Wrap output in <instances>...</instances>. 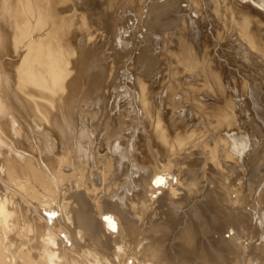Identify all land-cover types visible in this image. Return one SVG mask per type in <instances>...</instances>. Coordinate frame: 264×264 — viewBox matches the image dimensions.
Here are the masks:
<instances>
[{"label": "bare ground", "instance_id": "6f19581e", "mask_svg": "<svg viewBox=\"0 0 264 264\" xmlns=\"http://www.w3.org/2000/svg\"><path fill=\"white\" fill-rule=\"evenodd\" d=\"M77 1L80 2L81 0ZM77 1L0 0V264H246L244 263V261L247 262L248 252L246 253V251L242 247V244L239 243V237L242 236V234L246 230L248 231L251 229V226H253L251 223L255 222L257 217L255 218V212L251 211V209L250 211L252 213L247 212L246 209L243 210L245 206L243 207L241 205H238L239 203L237 204V201L239 200L238 198L235 197V199L232 197L233 201L230 200L231 197H229V194L231 191L229 192V190L222 189L224 186L221 188V184L224 181H219V179L217 180L215 178L219 177L221 179H225V175L227 173L225 174L223 171L233 165L230 161L234 159V149L237 146L240 148L241 146L244 147L243 143H241L242 141L248 142V146H246V142L244 143L246 148L249 146L251 147V150H247L250 151L249 153L251 160L257 158L260 155L258 153L259 151L257 149L256 142L254 143L256 144V147H254V144H252L250 140L247 141V139L245 138V136H247L249 133L250 127H248L249 130L247 129L248 133L245 131V136L243 133L240 134L243 137L240 135H238L237 137V135H235L236 133H233L235 130L233 126L237 123L235 120H238L236 119L238 114L237 109H239L240 111L241 107L236 108V106H239L237 105L238 103L234 101L235 98L233 99L232 96H230L229 91H231V89H229V86L235 87L233 88V90L235 89L238 93H244V91H240V88L244 87L243 85L245 83L241 85L238 82V84H236V79H233L234 77L232 78L234 81H226L227 78L229 79L232 77H229L228 75H226L228 76L226 80L222 81V72H219L218 69L212 66L215 65V62L213 61L216 60H212V65L211 63H209V56H207L208 52H206L205 54H202L201 52H195L196 50H193L194 48H192V45H182L180 43L182 41H179V44L181 45L180 49H176L179 51H173L175 53L177 52L176 55L175 53H172L179 60L177 58H174V56L172 58H174V60L177 59L180 63V67L182 66V68L179 69V67H177L176 69L178 71H175H177V73H192V75H195L196 79H190V81L187 80L186 82L185 79L189 78V76L191 75H189L188 77L186 76L187 78H181V76L179 78L178 75L180 73L178 75L176 73L177 76L174 75V77H171V79L169 80L166 77V80L168 81L162 82L169 92L168 94L166 91H164L165 93H167V95L165 96V100H167L168 96L169 98L173 97L174 95L175 97H177L176 92L178 93L182 90L184 94L182 92L181 93L184 95V100L185 98H187L192 101L193 105L191 107H194V109L197 110L198 116L202 113H204V115L208 113L209 117L211 116L210 118H213L214 120V122H212L209 118L210 122H212L209 125L211 129L210 127H208V131H210L213 136H208L206 132L203 131V128H205L206 126H202L203 130L200 131L199 128L201 126L199 125L203 124H200L201 122H199V124L197 123V126L199 127L195 125L196 123H192L195 125L194 128L193 126H189L188 128L186 126H183L182 128V120H178L180 121L181 125L178 124V121L175 122V120L178 119L177 117L181 115L179 114L180 112H176L175 107L172 109L175 110V115L177 113L179 114L177 117L174 115V112L171 113L173 110H171V112H167L169 110L167 108L168 110L166 111V114L171 113L175 116L173 117L175 120H170L169 118H171L172 115L169 114V116H171L169 118L166 117V115L162 112L163 110L161 106L153 103V97L157 95L155 91H153V88H156L154 87L155 82L158 83V80L160 79L157 78V81L156 79H153V81V76H150L152 77L150 78L151 80H149L148 78L150 72L153 71V68H158L155 67L156 59L158 57H156V59L152 57V53L150 52L151 49L149 50L151 54H149V52L147 53L148 49L145 47L141 48L142 50L140 49V53L138 51V57L136 56L137 60L135 56L133 57L136 60L135 66L137 65V68H139V64L141 68V72H139L140 70H138L140 74L138 75L137 73L136 79H134L135 86L138 91H136L135 89L134 92L136 93V95L132 93L133 96L135 95V101L137 102L134 101L135 104L131 102V105H125L127 107H131H126L124 111H121V105H115V108L118 109V113H115L113 110V105L116 103L111 104V102H114L121 96L123 97L124 94L123 92H121L123 95L121 94V96H119L118 98L115 97L116 99L114 98L115 100H112L110 102L112 96H110L109 94L111 93L108 94V92H106V88H108L109 82L108 79L107 81L105 79L103 80L104 75H107V73H105L107 72V70L105 69L106 66L104 64L105 60L102 58L104 60L102 61L100 58H97L99 57L100 53L98 54L97 52H95L96 50H93V48L88 45L89 42H87L88 44L86 43V41L89 39L85 38L86 34L84 36L81 35L80 37H78H83L82 40L80 39L81 43L76 41L77 44L80 43V49L76 47V50L73 49V44L71 45V41L69 42V40L73 39L74 37L71 36L72 38L69 39L71 27L76 24L73 23V19L75 18L74 16H76V18L77 16H81L80 20L83 26H86L88 22H90L88 21L86 24V21L88 20L87 18L89 17L87 16L85 18L84 12L83 14H81L82 11H79L80 8ZM147 1L149 2L151 0ZM159 1L160 0H156L155 2L152 1V3H150L147 7V12L144 18V23H146L145 25L147 27H155V25L161 23L166 9L173 4L175 5L176 3H179L177 2V0H164L161 2ZM215 1V4H217L218 7H226L227 1L224 0V3L222 2L223 0H220L222 6L218 4L220 3L219 0ZM231 1L232 0H230V2ZM243 1L241 2L243 3ZM246 1L245 4L251 2L253 3V5L256 4L264 10V0ZM113 2L115 3V0H113ZM113 2L110 4H113ZM127 2L125 1L124 4L126 5ZM137 2L138 4H140V0H137ZM212 2L214 1L212 0ZM235 2L233 3L232 1L231 3H233L235 6L236 4H238ZM237 2H239V0ZM134 4L131 3L130 7L131 5L134 6ZM195 4L197 5V1L195 2ZM223 4H225V6H223ZM91 5L92 4H89L88 6L90 7ZM106 5H108L109 7V4ZM119 5H117V7ZM214 5L212 6L214 7ZM242 5L243 4H241V6ZM100 6H102V4ZM217 6L215 5L216 8L214 7V11L218 15V18L222 19L224 15H222L221 13L223 11L221 12V9H219ZM241 6L238 5L239 8H241ZM130 7L124 8L130 9ZM213 7L212 13L214 12ZM238 7L236 8L235 6L234 10L236 11ZM82 8L83 7H81V9ZM229 8L231 9V6H227L226 9L224 8V11L229 12ZM244 8H247V6ZM251 8L253 7L251 6ZM88 9L90 11V8ZM106 10L108 11V9ZM123 10L125 9H122V11ZM251 10L253 11V9ZM251 10H249L247 13L250 12L249 14H251ZM256 10L260 9L256 8L254 12ZM132 11L133 10L131 9L130 13L135 12ZM230 11L232 12V10ZM100 12L103 14L104 10L103 12ZM114 14L116 15V12ZM230 14L231 13H229V15ZM257 14L261 13L259 12ZM126 15L127 14H125L124 17L127 18ZM248 15L245 14L241 16L242 18L239 20L235 19V17H232L235 15H232L230 16L232 18H229L227 13V19H229V22L231 21V25L227 22L230 25V28H228L229 26H227V32L229 34H232L231 37L239 43V46H246V48L244 47L246 51H243L246 54L245 57L249 54H252L256 55V57L259 59H263L264 61V41H262L259 34L255 31L253 32L251 28V23L253 22L252 20H256L251 19L253 17V14L251 18L250 15ZM262 15L264 16L263 12ZM131 16V19H133V16L135 17V15L133 14ZM137 17H135V19H138ZM142 17L139 18L141 19ZM166 17H168V15ZM146 18H148V20H146ZM140 19L138 20L140 21ZM99 20H101V18H99ZM134 21L136 22L137 20ZM225 21H223L224 24H226ZM259 21L262 22V20ZM122 22L123 21H121L120 24L118 22L116 23L121 26L123 23H127L128 21L123 23ZM220 22L221 21H218L216 24H218L219 26ZM130 23L127 24V27ZM257 23H255L256 26H259V24ZM76 25L79 26L80 24L78 25L77 23ZM129 26L131 27V24ZM262 26H264V24L261 25V28L259 26V28L263 29L264 27L262 28ZM86 28L85 30H87ZM94 29H96L95 31L102 30V28ZM215 29L217 31L216 27ZM222 29L220 30L226 32V29ZM107 30L110 29L107 28ZM130 30L132 31V29ZM124 31H126V27ZM260 31L264 32L262 30ZM121 32L117 33V35H114L116 33H113V31L110 32L112 33V35H114L113 38L117 36L118 41L120 42L117 43V46H120L121 43L122 45L123 43L126 44V42L124 41L125 37L123 38V33ZM143 32L145 33V31ZM218 34L219 33H217V35ZM93 35L94 34H92V36L90 37H93ZM221 35L223 34L221 33ZM105 36L107 37V35ZM108 36H111V34ZM132 37H134L135 39V36L132 35L131 38ZM188 37L186 38L189 39ZM197 37L199 38L196 39V42L197 44H200H198V47L201 48V39L203 40V38H200L199 35ZM220 37L222 38L223 36ZM231 37L229 36V38ZM94 39H96L95 35ZM94 39H92L91 41L93 42ZM223 39L225 38L223 37ZM183 40L186 41L185 39ZM205 40H207V37L205 38ZM96 41L101 40H99L98 38L96 39ZM190 41L188 40V42ZM114 42V44H116V41ZM212 42L210 44H212ZM228 42H230L231 44L230 39ZM109 43H111V41L107 44ZM134 44L135 45H132L133 48L134 46L136 47L135 42ZM140 44L142 43L140 42ZM145 44L146 43H144V45ZM91 45L95 46L96 44ZM124 46L125 48L127 47L126 45H123V47ZM196 46L197 45H195V47ZM206 46L204 47L205 51L207 50L205 49ZM214 47L215 46H213V48ZM120 48L122 49V46H120L119 49ZM127 48L126 51L128 50ZM114 49L110 51L112 52ZM208 49L210 51L212 50L210 49V47ZM218 49L216 50L219 51ZM97 51L100 52L99 50ZM107 51H105L104 53H106ZM225 51L227 50L225 49ZM225 51L223 52L227 53ZM127 52L125 54H128ZM214 53L215 51L213 52V54ZM231 53L235 54V51ZM101 55L103 54L101 53ZM218 55L220 54L218 53ZM242 55L243 53L241 54V56ZM250 55L248 56V58L250 57ZM210 56H212V53ZM107 58L106 60L109 59ZM112 58H110L111 61L115 57L113 59ZM215 58L216 57H214V59ZM222 59H220L219 61H221ZM234 59L236 58L234 57ZM251 59H248L249 62H254V60ZM158 60L159 59H157V61ZM223 60H225V58ZM111 61L110 63H112ZM123 61H125L124 58ZM176 61L175 64L172 62L174 66H176V64L178 63H176ZM263 61L262 63L264 64ZM129 62L130 61L127 62L128 64L126 63L128 66L124 64L123 65L129 67ZM159 62L157 63L159 64ZM167 62H170L171 65V61ZM122 63L121 67H123ZM259 63L261 64V62ZM217 64L219 65V63ZM106 65H110L111 67L113 66V68H115L112 64ZM177 65L179 66V64ZM245 65L247 66V64ZM255 65L256 64L254 63V66ZM263 66L260 67L263 68ZM130 68L132 70L133 67ZM255 68L257 67L255 66ZM122 69L123 68H121V70ZM136 69H134L135 72ZM163 69L168 70V67ZM174 69L175 67L171 70ZM245 69L249 70L250 68L249 66H247V68L245 67ZM117 70L116 72H118ZM234 70L235 69L230 72L235 73L237 69L235 70V72H233ZM113 71L114 73H112L115 74L116 72L114 69ZM158 71L159 70H157L156 72ZM162 71L166 72L164 70H161V72ZM239 71H237V75L240 74ZM259 71L261 73L264 70ZM133 74H131V76H134ZM156 74L158 75L160 73ZM127 75L125 74L124 76ZM235 75L236 74H234V76ZM240 75L242 76V74ZM256 75L255 78H258L256 77ZM260 75L261 74H259L258 76L261 77L262 75ZM109 76L112 78L113 75ZM119 76L122 75L119 74ZM161 76H163V73ZM110 77L109 80L111 79ZM163 77L165 78V76ZM191 78L194 79L193 77ZM249 78L246 80L244 78L242 80L249 81ZM119 79H117V81ZM239 80L240 78L238 79V81ZM242 80L240 81L242 82ZM111 81H113V79H111ZM127 81H130L129 78ZM251 81L254 82L253 80ZM261 81L262 84H264V81ZM225 83L227 84V86ZM131 84H134V82L132 81L130 85ZM159 84L157 85L159 86ZM251 85L253 84L251 83ZM248 86L249 85H247L246 87L248 88ZM253 86V89H255V85ZM109 87H111V83ZM119 87L121 86L118 85V89ZM260 87V89H262L261 85ZM115 88V91H117V87ZM162 88L163 86L161 85V88L157 89ZM260 89L258 88L257 90ZM121 90H123V87L121 88ZM262 91H264V87ZM262 91L260 90L261 93ZM126 92L128 93V91ZM203 92L206 93L204 94ZM256 92L257 91H255V94L257 95ZM127 93L126 95L129 97L131 93ZM247 93L249 94V91ZM261 93H258V95L261 96ZM114 94L116 95L115 92ZM161 95L158 94L157 97H160ZM200 95H203L202 98L206 96V98H208V95H210L215 99H212L213 102L210 105L207 103V105L204 102V99V101H202V98L200 100ZM234 95L235 94H233V96ZM236 95L239 94L236 93ZM243 95H245V93ZM109 97H111V99ZM162 97L164 96L162 95ZM162 97L161 99H158V101L161 100L163 102L162 99L164 98ZM178 97L180 98V96ZM210 98H208V102ZM245 98L248 97L246 96L244 97V99ZM174 100L172 103H175ZM186 100L184 102L187 103ZM190 100L188 101V104ZM250 101L248 102L250 103ZM120 102L121 101L118 100V104ZM164 102L166 103L167 101ZM160 105H162V103ZM205 105L208 107H206ZM181 108L185 109V107ZM187 108H189V106H187ZM252 108L254 110L256 109L255 104L252 105L250 109ZM250 109L248 110L250 111ZM185 111L187 112V109ZM243 111H245V109ZM191 113V111H188L187 115ZM195 115L192 116L195 117ZM188 116L190 117L191 115ZM121 117L126 120L128 119L129 121H127L126 124H122L124 123L122 121L126 120H121L122 123H120L119 118ZM204 117L201 118L203 119ZM237 118H240V116H238ZM254 119L256 121V118ZM191 120L189 123H191ZM204 121L206 120L204 119ZM207 121L209 122V120ZM247 122H250L249 119ZM185 125H187V123ZM205 125L207 124L205 123ZM231 126L232 128H230V130L233 132L227 133V131H225V128L229 129V127ZM235 126L237 127V125ZM240 127H242V125H240L239 128ZM243 127L245 128V126ZM222 129L223 131H225V134H227H224L225 137L221 134L223 133L220 131ZM260 129L261 127L259 128V132L262 131ZM127 130L129 132L125 133ZM205 134L207 135L206 138H209L211 136L210 138H212L213 142L210 143L208 139L204 138L206 136ZM229 137H231L232 139L230 138V140ZM255 137L258 136L256 135ZM262 138L263 137L260 138V142ZM240 143L242 145H239ZM220 144L222 145V148L220 147ZM219 148H221L222 150ZM197 150H199L200 153ZM220 150L222 151L220 155H224V158L222 157V159L220 158L221 156H218V152H220ZM137 151L140 152V154H138ZM195 153L201 154L202 157H207V160L209 157V160L213 162V164L211 163L210 167L208 166V163L210 162H204L205 167H207L208 171H210L207 172L209 173V175H211L212 181L210 179H207L208 181L210 180L211 183L209 181L210 184H207L208 186L205 188L203 186V188L201 189L200 187H202V183L204 181L202 183H198V177L202 175H199L200 171H198V168L194 167V165L197 164L195 161L198 158V156L197 158L194 156L196 155ZM206 153L208 154V156L206 155ZM243 153L241 155H243ZM187 154L190 155L186 156ZM182 155L184 157L186 156L187 158H184V160L183 158H181ZM190 156L195 158V160L192 158V160H190L188 158ZM202 159L199 158L198 160L201 161ZM228 160L230 162H228L229 166L226 163ZM201 162L203 163V160ZM205 167L203 166V168ZM205 170L203 169V172ZM205 173H203V175ZM208 176H206L205 179ZM240 178L241 177H239V179ZM194 179H196L198 182ZM243 179H245V177H243ZM197 189L201 193L199 191L197 193ZM238 193L239 192H235V194H237L236 196H238ZM243 197L245 196L243 195ZM261 197H259L260 200H258V205H260L261 201H264L263 199H261ZM246 200H249V198ZM250 204L251 202L248 205ZM256 204L257 203H255V205ZM183 205L186 206L185 214L181 209L179 210V208H181ZM240 206L242 208H240ZM154 210L158 213L160 212L161 216L163 217H165L166 215L167 219H165V221L161 224L152 222L151 220L155 219V217L151 218L149 217V215L152 214ZM226 223L230 226L226 227ZM231 227L236 228L238 232V235L233 238L231 237V234L226 235V233H229L230 230L234 231V228ZM249 227L250 229H247ZM259 228L261 229V226ZM259 228H256L257 232L262 231V229L259 230ZM215 231L220 233V235L217 234L218 237H215ZM253 231L255 232V229ZM210 235L213 236L211 238H206ZM243 243L245 242L243 241ZM250 248L252 251L253 247ZM257 250L259 252V249ZM251 251H249L250 255L248 254L250 258L251 256L255 257V254L258 253L257 251L256 253H254L255 251ZM251 253H253L254 255H252ZM256 257L259 258L258 254ZM258 263L261 264L260 262Z\"/></svg>", "mask_w": 264, "mask_h": 264}, {"label": "rangeland", "instance_id": "374dc122", "mask_svg": "<svg viewBox=\"0 0 264 264\" xmlns=\"http://www.w3.org/2000/svg\"><path fill=\"white\" fill-rule=\"evenodd\" d=\"M75 1V0H74ZM77 1V0H76ZM90 1H94V0H81L80 2L79 1H77L79 4V11L81 10L82 11V13L81 14H83V12H84V15H85V18L88 16L89 18H87L86 20V24H87V22L88 21H90L91 22V24H90V22H88V24L86 25V26H83L82 24H81V16L80 17H78L77 16V18H76V16H74L75 18L73 19V23H78V25L79 26H81V27H79V26H77L76 24H74V26L73 27H71V30H70V33H69V39L70 38H72L71 36H74L73 37V39H74V42H73V39H70L69 40V42L71 41V45H72V47H73V49H75L76 50V48H78V49H80V47L81 46H79V44L81 43V40H82V38L83 37H81V38H78V37H80L81 35L82 36H84L85 34V38H92V39H94V35H95V38L96 39H98L99 38V40H101V41H96V39H94V43L91 41L92 39H86L87 41H86V43L87 42H89V46L90 47H92L93 48V50H96L95 52H97L98 54H99V57H97V58H100L102 61H104V64H105V69L107 70V72H105V73H107V75H104V78H103V80L105 79L106 81H107V79H108V88H106L107 89V91L106 92H108V94L109 93H111V94H109L110 96H112V99H111V97H109L111 100H110V102L113 100H115L116 98H118L119 96H121V92H123V97L121 96L119 99H116L114 102H111V104H114V103H116V104H114L113 106H114V108H113V110H114V112L116 113L117 112V108H115V105H121V107H120V109H121V111H124V109L127 107V106H125V105H131L132 103L133 104H135L134 103V101L136 100V97H135V95H136V93L134 92L135 91V89H136V86H135V80L134 79H136V76H137V73H138V75L140 74L139 72H141V68H140V66H139V64H138V67L139 68H137V65L135 66V64H136V60H137V58H136V56L138 57V54L140 53V51L142 50L141 48H147L148 50H147V53L149 52V50H150V52L152 53H150L149 52V54H151V56L152 57H154L155 59H156V57H158L157 59H159L158 61H157V59H156V64H155V67H158V68H153V73L152 72H150V74H152V75H150L149 74V80H151L150 78H152V77H150V76H153V78H152V80L154 79H156V81L158 80L157 78H159L160 80H158L159 82H160V84H159V82L157 83V82H155V86L154 87H156V88H153V91H155V93L158 95H163L164 97H162V95L159 97H157V95H155L154 97H153V103L154 104H156V105H158V106H161V108H162V112L166 115V117H170L171 115H172V117L171 118H169L170 120H175L173 117H177L179 114H181L179 117H177L178 119L177 120H175V122L176 121H178V120H182L181 121V123H182V128H183V126H186L187 128L189 127V126H193V128L195 127V125L197 126L198 124H199V122H201L200 124H202V125H199V126H201L199 129H200V131L201 130H203V131H205L206 132V134L209 136V135H211V136H213V134H211L210 133V131H208L209 129H208V127H210L209 125H210V123H212V122H214V120H213V118H210L209 117V115H208V113L207 114H205L204 115V113H200L201 115H197V110L196 109H194V107H191L192 105H193V103H192V101L190 100V99H187V98H185V100L187 101V103L186 102H184L185 100H184V93H183V91L181 90H178V91H180V92H176V96L177 97H175V95L173 96V97H170L169 98V96L167 97V100H165L166 98H165V96L167 95V93L169 94V92H168V89H166V87H165V85H163L164 83H162V82H166V81H168L169 79H171V77H174V75L175 76H177L179 73V75H178V77L180 78V76H181V78H187L189 75H191V76H189V78H187V79H185L186 80V82H187V80L188 81H190V79L191 80H195L196 78H195V75L193 74L192 75V73L190 74H188V73H185V72H178L177 73V67H179V69L180 68H182V66L180 67V63L178 62V58L176 57V56H174V54H172V53H175V52H173V51H179V50H176V49H180V44H179V41H182V42H180L182 45L183 44H189V45H192L193 47L192 48H194L193 50L195 51V52H201L202 54H205L206 52H208L207 53V56H209L208 58H209V60L211 61H209V63H211V65H212V63L213 62H215L214 64L215 65H212L213 67H215L216 69H218L219 70V72H222L221 74H222V81L223 80H226V78L229 76V77H231V78H227V80L226 81H231V80H233V79H236V84H238V82L242 85V84H244L243 86L245 87H242L240 84V86L242 87V88H240V91L242 90V91H244V93H245V95L246 94H248L247 92L249 91V94L248 95H246L248 98H245L244 99V97H246L245 95H243L244 93L243 92H240V93H238L235 89V91L233 90V88H235V87H232V86H229V89H231V91H229L230 92V96H232V98L234 99V101L235 102H237L236 104L239 106V107H237L236 106V108H240V111H239V109H237V112H238V114H237V117L238 116H240V118H237L236 117V119H238L239 121L240 120H242L243 121V124H242V121H238V120H235L237 123H239L240 125H242V127H240L239 128V124H237L236 122V124L235 125H237V127L235 126H233V128L235 129L234 130V132L233 131H231L230 130V128H232V126L231 127H229V129L228 128H225L224 130L225 131H227V133H236L235 135H237V137H238V135H240V134H244L245 133V131L248 133V131H247V129H248V127H250L248 130H249V133H248V137L247 136H245V134H244V136H245V138L247 139V141L248 140H250L251 142H252V144H254L255 142H256V144H254L253 146L254 147H256L257 146V149H258V153L260 154H258L259 156L257 157V158H255V159H253V160H251V157H250V151H247V150H251V147L249 146V147H247L246 148V146H248V142H246V146H245V142H241V143H243V145H244V147H245V149H244V147L243 146H241V148L240 147H236L235 149H234V159H232L230 162H231V164H233V165H231V167L230 168H227L225 171H223L225 174V179H221V178H219V177H215L217 180L219 179V181H221V180H223L222 182L224 183H220L221 184V188L222 189H225V190H229V192H230V194H229V197H231L230 198V200H232L233 201V199H232V197L233 198H238L239 200L237 201V204L238 205H241V206H245L244 208H243V210H247V212H250V213H252L251 211H253V212H255V218H256V223L255 222H252L251 224L253 225V226H251V229H250V227L249 228H247V229H250V230H246L243 234L245 235H243L242 234V236H240L239 238H240V240H239V243L240 244H242V247L244 248V250L246 251V253H247V262L246 261H244V263H246V264H257L258 262H260L261 264H264V257H263V253H264V231H263V228H264V201H261L260 202V205H258V200H260V198L259 197H261L262 195V197H261V199H263L264 200V91H262L263 90V87H264V84H262V81L261 80H263L264 81V71H262L261 73H260V71L259 70H264V64L262 63V61H263V59H259V58H257L256 57V55H250V57L252 58H248V56L249 55H247L246 57H245V49H244V47L246 48V46H239V43L235 40V39H233L232 37H231V33L229 34L227 31H228V29H227V26H229L228 28H230V25H231V21L229 22V19H227V17L229 16V18H232V17H235V19H241L242 17L241 16H243V15H245V14H249V13H247L249 10H251V9H253V11L251 10V14H249L250 15V18L252 17V14H253V17L251 18V19H256V20H252L253 22L251 23V28H252V30H253V32L255 31L256 33H258L259 34V36H260V38L262 39V41H264V37H262V36H264V32H261L260 30H262V31H264V26H262V28L263 29H260L261 28V25H263L264 24V16L262 15V12L264 13V10L262 9V8H260L259 6H257L256 4V6L255 5H253V3H251V2H249V3H246L245 4V1H243V0H239V2H237L238 0H236V2H235V0H232L233 1V3L235 2V3H238V4H236L235 6H236V8L238 7V5L239 6H241V4H243L242 6H241V8H239L238 7V9H236V11L234 10V8H235V6H234V4L233 3H231L230 2V0L228 1V0H225V1H227L226 2V7H218L217 6V4H215V0H213L214 2H212V0H177V2H179V3H176L175 5L173 4L172 6H170V7H168L167 9H166V12H165V15H164V17H162V22L161 23H159V24H157V25H155V27H147L145 24L146 23H144V21H145V14H146V12H147V7H148V5L150 4V3H152V1H156V0H151V1H147V0H140V4H141V6H140V4H138V2H137V0H134V1H130V0H128V2H127V0H118V2H117V0H115V3L113 2V0H111V2H110V0H100V3L102 4V6H100L101 4L99 3V0L98 1H94L93 3L92 2H90ZM105 1V2H104ZM122 1V2H121ZM126 1L127 2V4L125 5L124 4V2ZM161 1H164V0H160L159 2H161ZM173 1V0H172ZM171 1V2H172ZM181 1V2H180ZM197 1V5L195 4V2ZM199 1V2H198ZM209 3H208V2ZM222 1V0H221ZM241 1H243V3L241 2ZM83 2H84V4H83ZM87 2H89V3H87ZM104 2V3H103ZM107 2V3H106ZM113 2V4H110V3H112ZM116 2H117V4H116ZM120 2H121V4H120ZM134 2H135V4H134ZM174 2H176V1H174ZM203 2V3H202ZM219 2H220V0H219ZM222 2H224V0L222 1ZM247 2V1H246ZM86 3V4H85ZM109 4V7H108V5H106V4ZM132 3V4H134V6L133 5H131V7H130V4ZM147 5H146V4ZM198 3H199V6H198ZM217 3H218V1H217ZM225 3V2H224ZM81 4V5H80ZM89 4H92L90 7L88 6ZM99 4V5H98ZM104 4H105V6L107 7H105L104 6ZM120 4V5H119ZM183 4V5H182ZM219 8V9H221V14L222 15H224L223 17H222V19H223V21H225V19H226V24H224V22L222 21V19H219L218 18V15L216 14V12L214 11L215 10V5ZM219 5H221L222 6V3L220 2V3H218ZM249 4H250V6H249ZM98 5V6H97ZM117 5H119L118 7H117ZM121 5H122V7H121ZM125 5V6H124ZM146 5V6H145ZM182 5V6H181ZM212 5H214V7L212 6ZM85 6V7H84ZM104 6V7H103ZM111 6V7H110ZM113 6V7H112ZM116 6V7H115ZM130 7V9H126V8H129ZM144 6V7H143ZM197 6H198V8H197ZM223 6H225V4H223ZM227 6H231V9L230 10H232V12L229 10V12H226V11H224V8L226 9L227 8ZM247 6V8H244V7H246ZM249 6V7H248ZM251 6L253 7V8H251ZM255 6V7H254ZM81 7H83L82 9H81ZM92 7V8H91ZM96 7V8H95ZM102 9H101V8ZM124 7H126V8H124ZM138 7V8H137ZM146 7V8H145ZM200 7V8H199ZM205 7V8H204ZM212 7L214 8L213 9V13H212ZM232 7H233V9H232ZM259 7V8H258ZM88 8H90V11H89V9ZM98 8V9H97ZM100 8V9H99ZM105 8V9H104ZM111 8H112V10H111ZM116 9V11H115V9ZM125 9V10H123V11H125V12H123L122 11V9ZM136 8V9H135ZM249 8H251V9H249ZM257 8V9H260V10H256L255 12H254V10ZM84 9V10H83ZM85 9H87V10H85ZM93 9V10H92ZM106 9H108V11L106 10ZM131 9L133 10V11H135L134 13H130L131 12ZM135 9V10H134ZM174 9H175V11H174ZM239 9H240V11H239ZM244 9V10H243ZM249 9V10H248ZM95 10V11H94ZM103 10H104V12H103ZM118 10V11H117ZM120 10H121V13H120ZM138 12H137V11ZM142 10V11H141ZM182 10V11H181ZM186 10V11H185ZM197 10V11H196ZM199 10H200V12H199ZM203 10V11H202ZM241 10H243V11H241ZM246 10H248V11H246ZM87 11V12H86ZM100 11H102L103 12V14L100 12ZM132 11V12H133ZM140 11V12H139ZM183 11H185V12H183ZM233 11H235V12H233ZM238 11V12H237ZM245 11V12H244ZM257 11H259L261 14H257V13H259V12H257ZM85 12H86V14H85ZM89 12V13H88ZM93 12V13H92ZM113 12V13H112ZM116 12V15L114 14ZM118 12V13H117ZM123 12V13H122ZM143 12V13H142ZM145 12V13H144ZM179 12V13H178ZM184 14H183V13ZM187 12V13H186ZM224 12H226V13H224ZM241 12H242V14H241ZM245 14H244V13ZM101 13V14H100ZM104 13H105V15H104ZM109 13H111V14H109ZM141 13V14H140ZM171 13V14H170ZM181 13V14H180ZM200 13V14H199ZM227 13H228V16H227ZM229 13H231L230 15H229ZM241 15H240V14ZM79 14V13H78ZM80 14V15H81ZM120 14H123V15H120ZM125 14H127L126 16H127V18L126 17H124L125 16ZM129 14V15H128ZM135 15V17H137L138 19H140L139 17H142L141 19H140V21L138 20V19H135V17L133 16V19H131V15ZM173 14H174V16H173ZM197 14V15H196ZM255 14V15H254ZM94 15H96V16H94ZM110 15V16H109ZM118 15V16H117ZM137 15V16H136ZM168 15V17H166ZM179 15V16H178ZM182 15H184V16H182ZM186 15H187V17H186ZM200 15V16H199ZM216 17H215V16ZM225 15H226V17H225ZM232 15H235V16H232ZM248 15V16H249ZM259 15V16H258ZM262 17H261V16ZM122 16V17H121ZM129 16H130V18H129ZM202 16V17H201ZM230 16H232V17H230ZM256 16V17H255ZM91 17V18H90ZM115 17V18H114ZM121 17V18H120ZM179 19H178V18ZM257 17H261L260 19L259 18H257ZM94 18V19H93ZM99 18H101V20H99ZM105 20H104V19ZM184 18V19H183ZM209 18V19H208ZM212 18V19H211ZM218 18V19H217ZM263 18V19H262ZM93 19V20H92ZM96 19V20H95ZM108 19V20H107ZM114 19V20H113ZM121 19V20H120ZM131 19V20H130ZM202 19V20H201ZM257 19H258V21H257ZM134 20H137L136 22L134 21ZM146 20H148V18H146ZM176 20V21H175ZM204 20V21H203ZM207 20V21H206ZM231 20V19H230ZM259 20H262V22L261 21H259ZM94 21V22H93ZM97 21H98V24H97ZM102 21V22H101ZM118 22L119 24H120V22L121 21H123V22H127V23H121L122 25L120 26V25H118V23H116V22ZM132 21V22H131ZM210 22V24H209V22ZM218 21H221L220 23H219V26H218V24H216ZM254 21H255V23H257V22H261V23H257V24H259V26H260V28H259V26L257 27L256 26V24L254 23ZM117 24H115V23ZM131 22V23H130ZM134 22V23H133ZM141 22H142V24H141ZM165 22V23H164ZM185 22V23H184ZM223 22V23H222ZM230 23V25L228 24V23ZM94 25H93V24ZM103 23V24H102ZM128 23H130L131 24V27L128 25V27H127V24ZM133 23V24H132ZM201 23V24H200ZM96 24V25H95ZM105 24H107V25H105ZM161 24V25H160ZM200 24V25H199ZM215 24V25H214ZM223 24H224V26L226 27H224L223 26ZM254 24V25H253ZM77 27H76V26ZM98 25V26H97ZM101 25V26H100ZM109 25V26H108ZM124 25V26H123ZM159 25V26H158ZM221 25H222V28L227 32H224V31H221L220 29H222L221 28ZM89 26H91V27H89ZM92 26H93V28H92ZM94 26H96V27H94ZM100 26V27H99ZM108 26V27H107ZM134 26V27H133ZM157 26V27H156ZM166 26V27H165ZM198 26V27H197ZM200 26V27H199ZM215 26L216 28H217V31H216V29H215V27H214V29H213V27ZM87 27V28H86ZM106 27V28H105ZM125 27H126V31H124V29H125ZM203 27V28H202ZM205 27V28H204ZM78 28H80V29H78ZM84 28V29H83ZM85 28L87 29V30H85ZM94 28H97V29H99V28H102V30H98V31H95L96 29H94ZM103 28H104V30H103ZM107 28L108 29H110V30H107ZM137 28V29H136ZM141 28V29H140ZM201 28V29H200ZM208 28H210V29H208ZM218 28H220V29H218ZM75 29V30H74ZM82 29V30H81ZM122 30V32H121V30ZM129 29V30H128ZM130 29H132V31L130 30ZM204 29V30H203ZM222 29V30H223ZM77 30V31H76ZM79 30V31H78ZM81 30V31H80ZM84 30V31H83ZM119 30V31H118ZM139 30V31H138ZM141 30V31H140ZM192 30V31H191ZM195 30V31H194ZM200 30H202V31H200ZM209 33H207L206 31ZM258 30V31H257ZM85 31H86V33H85ZM105 31V32H104ZM111 31H113V33H116V34H114V35H117V33H123V38H124V41L126 42V44L125 43H123V45H126L127 47L129 46V45H131V46H129L127 49L129 50H127L126 51V48H125V46L123 47V45H122V43H121V45L120 46H122V49L120 48L119 49V47L120 46H117L118 44V38H117V36L116 37H114L113 38V36L114 35H112V33H110ZM115 31V32H114ZM128 31V32H127ZM143 31H145V33L143 32ZM159 33H158V32ZM212 31V32H211ZM106 32H107V34H106ZM125 32H127V33H125ZM130 32V33H129ZM184 32V33H183ZM205 32V33H204ZM216 32V33H215ZM259 32H261V33H259ZM89 35H88V34ZM109 33V34H108ZM154 33V34H153ZM201 33V34H200ZM211 33V34H210ZM215 33V34H214ZM217 33H219L220 34V36H223L225 39H223V37L221 38L220 36H219V34L217 35ZM221 33L223 34V35H221ZM76 36H75V35ZM92 34H94L93 35V37H90V36H92ZM111 34V36H108V35H110ZM160 36H159V35ZM183 34H185V35H182ZM200 36V38L202 37L203 38V40L201 39V43H202V46H201V48H199L198 47V44H197V42H196V39L197 38H199V37H197L198 35ZM204 34V35H203ZM78 35V36H77ZM102 35V36H101ZM104 35V36H103ZM105 35H107V37L105 36ZM135 36V39H134V37H132L131 38V36ZM145 35V36H144ZM186 35H188V36H186ZM215 35V36H214ZM89 36V37H88ZM129 36V37H128ZM169 36V37H168ZM180 36H182L183 37V39H185L186 41H184L183 39H182V37H180ZM190 36H191V38H190ZM207 37V40H205V38ZM213 36V37H212ZM229 36L231 37V38H229ZM103 38V40H102V38ZM111 37V38H110ZM137 37V38H136ZM140 37V38H139ZM186 37H188L189 39H187ZM227 37V38H226ZM117 38V39H116ZM209 38H211V39H209ZM81 39V40H80ZM106 39H107V41H106ZM132 39H134V40H137L138 42H139V40H140V42L142 43V44H140V42L138 43L137 41H134V40H132ZM143 39V40H142ZM161 39V40H160ZM190 39H191V41H190ZM193 39H195V40H193ZM221 39H223V40H221ZM228 39V40H227ZM229 39H230V41H231V44H230V42H228L229 41ZM104 40H105V42H104ZM109 40V41H108ZM151 40V41H150ZM163 40V41H162ZM188 40L190 41V42H188ZM209 40V41H208ZM210 40H211V42H212V44H210L211 42H210ZM227 40V41H226ZM80 42V43H78L77 44V42ZM111 41V43H109V44H107L108 42H110ZM114 41H116V44H114L115 42ZM129 41V42H128ZM131 41V42H130ZM132 41H134L135 43H136V47L134 46V48L132 47V45H135L134 44V42H132ZM170 41V42H169ZM195 42V44H194V42ZM206 41V42H205ZM222 41H225V42H222ZM232 41H234V42H232ZM76 42V43H75ZM92 42V43H91ZM102 42V43H101ZM128 42V43H127ZM150 42V43H149ZM186 42V43H185ZM188 42V43H187ZM205 44H204V43ZM207 42H208V44L209 45H211V46H209L208 44H207ZM210 42V43H209ZM219 42H221V43H219ZM97 43H98V45H97ZM104 43V44H103ZM120 43V42H119ZM131 43H133V44H131ZM137 43H138V45H141V46H138L137 45ZM144 43H146L145 45H144ZM219 43V44H218ZM225 43H226V45H225ZM234 43V44H233ZM237 43H238V46H239V48H238V46H237ZM91 44H96L95 46H93V45H91ZM101 44V45H100ZM206 44H207V46H209L210 47V49H212L211 51L208 49L209 47H207L206 46ZM218 44V45H217ZM228 44V45H227ZM87 45V46H88ZM104 45H106V46H104ZM195 45H197L196 47H195ZM200 45V44H199ZM203 45H205L206 46V48L205 49H207L206 51L204 50V47L205 46H203ZM222 45V46H221ZM225 45V46H224ZM100 46H102V47H100ZM118 47V48H116V47ZM144 46V47H143ZM172 46H173V50H172ZM178 46V47H177ZM213 46H215L214 48H213ZM230 46H231V48H230ZM236 48H235V47ZM76 47V48H75ZM138 47H139V50H138ZM155 47V48H154ZM212 47V48H211ZM225 47H228V48H225ZM242 47V48H241ZM104 48H105V50H104ZM115 48V49H114ZM123 48H124V50H123ZM132 48V49H131ZM203 48V49H202ZM218 49L219 51H217L216 49ZM222 48H223V50H222ZM231 50H230V49ZM233 48V49H232ZM112 49H114L112 52L110 51V50H112ZM134 49V50H133ZM141 49V50H140ZM157 49V50H156ZM171 49V50H170ZM221 49V50H220ZM225 49L227 50V51H225ZM229 49V50H228ZM242 49V50H241ZM97 50H99L100 52H98ZM108 50V51H107ZM120 50V51H119ZM122 50H123V52H122ZM159 50V51H158ZM200 50V51H199ZM105 51H107L106 53L108 54H106V53H104ZM110 51V52H109ZM118 51H119V53H118ZM135 51V52H134ZM138 51H139V53H138ZM153 51V52H152ZM170 51V52H169ZM172 51V52H171ZM210 51V52H209ZM215 51V53L213 54V52ZM217 51V52H216ZM223 51H225V52H227V53H224ZM235 51V54L234 53H231V52H234ZM244 51V52H243ZM114 52V53H113ZM116 52V53H115ZM128 53V54H125V53ZM134 52V53H133ZM221 52V53H220ZM243 53V55L242 56H244V57H242L241 56V54ZM96 53V54H97ZM101 53L103 54V55H101ZM121 53V54H120ZM157 53V54H156ZM164 53V54H163ZM177 53V52H176ZM176 53H175V55H176ZM210 53V54H209ZM211 53H212V56H210L211 55ZM218 53L220 54V55H218ZM239 53H241V54H239ZM97 54V55H98ZM115 54V55H114ZM122 54H124V55H122ZM131 54V55H130ZM201 54V55H202ZM226 54V55H225ZM235 56H234V55ZM239 54V55H238ZM109 55H110V57H109ZM154 55V56H153ZM172 55V56H171ZM225 55V56H224ZM104 56V57H103ZM109 58H107V57ZM131 58H130V57ZM135 56V58H136V60L133 58ZM174 56V58H177V59H175L174 60V58H172ZM216 57L215 59H214V57ZM220 56V57H219ZM222 56H223V59L225 58V60H223L222 59ZM108 59V60H106V58ZM115 59V62H114V59ZM116 57H118V58H116ZM120 57H121V59H122V61H123V58H124V60L125 61H123V63H122V61H121V59H120ZM125 57H127V58H125ZM213 57V58H212ZM234 57L236 58V59H234ZM238 57V58H237ZM240 57V58H239ZM242 57V58H241ZM254 57V58H253ZM104 60H103V59ZM110 58H112L113 60L111 61L110 60ZM128 58H130V59H128ZM173 59V61H172V59ZM212 58V59H211ZM244 58V59H243ZM131 59H132V61H131ZM161 59V60H160ZM171 59V60H170ZM217 59H218V62H217ZM220 59H222L221 61H219ZM246 59V60H245ZM248 59H251V60H254V62L253 61H251L252 62V64H251V62H249V60ZM116 60H117V62H119V63H117L116 62ZM126 60H127V62L128 61H130L129 63V67H126V66H128L127 64V62H126ZM163 60V61H162ZM177 60V61H176ZM212 60H216V61H213L212 62ZM235 60V61H234ZM243 60V61H242ZM257 60V61H256ZM262 60V61H261ZM110 61L112 62V63H110ZM160 61V62H159ZM167 61H171V65H170V62H167ZM175 61H176V63L177 64H179V66L176 64V66H174V64H175ZM239 61V62H238ZM134 64H132V63ZM157 62H159V64L157 63ZM164 62V63H163ZM172 62L174 63V64H172ZM221 62V63H220ZM257 62V63H256ZM259 62H261V64L259 63ZM264 62V61H263ZM121 63H122V66L123 67H121ZM127 63V64H126ZM163 63V64H162ZM217 63H219V65L217 64ZM236 64V65H234V64ZM254 63L256 64L255 66L257 67V68H255V66H254ZM106 64H112V65H114V67L115 68H113V66L111 67L110 65H106ZM126 65V66H124V65ZM162 66H161V65ZM170 66H169V65ZM217 64V65H216ZM220 64H221V66H220ZM223 64V65H222ZM245 64H247V66H249V68L251 69H245V67L247 68V66L245 65ZM258 64V65H257ZM131 65V66H130ZM133 65V66H132ZM159 65V66H158ZM251 65V66H250ZM109 66H110V68H109ZM119 68H118V67ZM161 66V67H160ZM168 67V70L167 69H163V68H167ZM175 67V69L174 70H171V69H173L174 67ZM220 66V67H219ZM259 66V67H258ZM263 66V68H261V67ZM130 67H133L132 68V70H131V68ZM170 67H171V69H170ZM226 67V68H225ZM233 67V68H232ZM254 67V68H253ZM121 68H123L122 70H121ZM127 68V69H126ZM137 68V69H136ZM160 68H162V69H160ZM224 68V69H223ZM228 68H230V69H237L236 70V72H235V70L233 71V72H235V73H232V72H230V71H232V70H230V69H228ZM239 68V69H238ZM253 68V69H252ZM259 68V69H258ZM109 69V70H108ZM113 69L115 70V72H116V70L119 72H116L117 73V75H116V73L115 74H113L114 73V71H113ZM134 69H136V72H135V70ZM159 70L158 72H156L157 70ZM170 69V70H169ZM221 69H223V70H221ZM112 70V71H111ZM138 70H140L139 72H138ZM161 70H164V71H166V72H161ZM175 70H177V71H175ZM228 70H229V72H228ZM240 70V71H239ZM244 70H245V72H244ZM256 70H258V71H256ZM127 71V72H126ZM129 71V72H128ZM133 71V72H132ZM180 71V70H179ZM227 71V72H226ZM237 71H239V73L240 74H242V76L240 75V74H238L237 75ZM248 71V72H247ZM256 71V72H255ZM110 72V73H109ZM113 72V73H112ZM170 72V73H169ZM253 73V75H252V73ZM129 73V74H128ZM133 73H135V74H133ZM156 73H160V74H156ZM162 73H163V76H165V78L163 77V76H161L162 75ZM175 73V74H174ZM176 73H177V75H176ZM227 73V74H226ZM247 73H248V75H247ZM252 75V77H251V75ZM113 75L112 76V78L109 76V75ZM119 74H121L122 76H119ZM127 75V76H124V75ZM131 74H133L134 76H131ZM143 74V73H142ZM164 74H166V75H164ZM186 74V75H185ZM224 74V75H223ZM232 74V75H231ZM234 74H236L235 76H236V78H235V76H234ZM245 74V75H244ZM257 74V75H256ZM259 74H261L260 76L261 77H259L258 75ZM116 75V76H115ZM156 75H157V77H156ZM168 75V76H167ZM170 75V76H169ZM226 75H228V76H226ZM241 77H240V76ZM255 75H256V77H258V78H255ZM107 76H109L111 79H113V81H111V79L109 80V77H107ZM115 76V77H114ZM187 76V77H186ZM239 76V77H238ZM246 76V77H245ZM248 76V77H247ZM249 76H250V78H249ZM254 76V77H253ZM119 77H120V79H119ZM125 77V78H124ZM126 77H127V79H126ZM132 77V78H131ZM134 77V78H133ZM162 77H163V79H162ZM168 78V80H166L167 78ZM191 77H193L194 79H192ZM234 77V78H233ZM115 78V79H114ZM123 78V79H122ZM128 78H129V80L130 81H127L128 80ZM144 78H146V77H144ZM233 78V79H232ZM240 78V80H242V79H244L245 78V80L246 79H248L249 78V81H248V83H247V81H245V80H242V82L239 80L238 81V79ZM254 78V79H253ZM117 79H119L118 81H117ZM126 79V80H125ZM133 79V80H132ZM253 80L254 82H252L251 80ZM258 79V80H257ZM115 80V81H114ZM123 82H122V81ZM134 82V84H131L130 85V83H132V81ZM153 80V81H154ZM184 80V79H183ZM255 80H257L258 81V84H257V81H255ZM105 81V82H106ZM234 81V80H233ZM245 81V82H244ZM251 81V82H250ZM118 82V83H117ZM121 82V83H120ZM128 82V83H127ZM152 82V81H151ZM192 82H194V81H192ZM232 82V81H231ZM260 82V83H259ZM110 83H111V87H109L110 86ZM251 83L253 84V85H255V89H253L254 88V86L253 85H251ZM264 83V82H263ZM157 84H159V86L157 85ZM226 84V83H225ZM258 86H257V85ZM113 85V86H112ZM115 85V86H114ZM118 85H120L121 87H119V89L121 90V88L123 87V90H119L118 89ZM123 85V86H122ZM134 85V86H133ZM153 85H154V83H153ZM161 85L163 86V88L162 89H157V88H161ZM238 85V86H239ZM247 85H249L248 86V88L246 87ZM260 85L262 86V89H260L261 87H260ZM132 86V87H131ZM158 86V87H157ZM226 86H227V84H226ZM239 86V87H240ZM257 86V87H256ZM115 87H117V91H115L116 90V88ZM134 87V88H133ZM165 87V88H164ZM232 87V88H231ZM111 90H110V89ZM113 88V89H112ZM130 88V89H129ZM243 88H244V90H243ZM260 89L261 91H262V93L260 92V90H257V89ZM166 89V90H165ZM246 89V90H245ZM249 89V90H248ZM113 90H114V92L116 93V95L114 94V92H113ZM163 92H162V91ZM233 90V91H232ZM119 91V92H118ZM126 91H128V93L126 92ZM136 91H138L137 89H136ZM158 91H160V92H162V93H160V92H158ZM164 91H166L167 93H165ZM247 91V92H246ZM255 91H257L256 93H257V95L255 94ZM183 94H182V93ZM120 94V95H118V94ZM126 93L127 94H130L129 95V97L126 95ZM132 93L133 94H135L134 96L132 95ZM154 93V92H153ZM154 93V94H155ZM204 94L206 93V92H203ZM232 93V94H231ZM236 93L237 94H239V95H236ZM243 93V94H242ZM250 93H251V95H250ZM258 93L260 94L261 93V96L263 97H261L260 95H258ZM203 94V95H204ZM233 94H235L234 96H233ZM240 94H241V96H240ZM255 94V95H254ZM118 95V96H117ZM126 95V96H125ZM203 95H200L199 96V98H200V100H201V98H202V96ZM250 95V96H249ZM132 96V97H131ZM178 96H180V98L178 97ZM210 95H208V98H210L209 99V102H208V98H206V97H203L202 98V101H204L206 104L208 103L209 105L213 102L212 101V99L214 100L215 98H212V96H210ZM237 96H239V97H237ZM242 96H243V98H242ZM116 97V98H115ZM128 97V98H127ZM133 97H134V99H133ZM157 97V98H156ZM161 97L162 98H164V99H162L163 100V102L161 101V100H159L158 101V99H161ZM182 97V98H181ZM256 97V98H255ZM260 97V98H259ZM115 98V99H114ZM124 98H125V100H124ZM133 100H132V99ZM168 98H169V100H168ZM172 98H173V100H174V102L175 103H172L173 102V100H172ZM239 99V101H238V99ZM123 99V100H122ZM204 99V100H203ZM236 99H237V101H236ZM118 100L119 101H121L119 104H118ZM132 100V101H131ZM156 100V101H155ZM178 100V101H177ZM190 100V102H189V104H188V101ZM206 100H207V102H206ZM211 100V101H210ZM244 100H248V101H250V100H252V101H250V103L247 101H244ZM257 100V101H256ZM123 101H125V102H123ZM164 101H167L166 103L164 102ZM180 101V102H179ZM181 101H183V102H181ZM263 101V102H262ZM130 102V103H129ZM132 102V103H131ZM135 102H137V101H135ZM156 102H158V103H156ZM159 102H161L162 103V105H160L161 103H159ZM242 102H243V104H242ZM251 102H252V104H251ZM256 102H257V104H256ZM262 102V103H261ZM169 103H171V104H169ZM190 103H192V104H190ZM239 103H240V105H239ZM259 103V104H258ZM177 104H178V106L181 108V107H185V109H180L178 106H177ZM180 104V105H179ZM207 104V105H208ZM246 104V105H245ZM255 104V107H256V109L254 110L253 108H254V106H253V108L252 109H250L251 107H252V105H254ZM167 105V106H166ZM169 105H170V107H169ZM246 107H248V108H246ZM249 105V106H248ZM259 105V106H258ZM260 105H262V106H260ZM112 106V105H111ZM164 106V107H163ZM187 106H189V108H187ZM206 106V105H205ZM124 107V108H123ZM131 106H128L127 108H130ZM175 107V109H176V112H180L179 114L177 113L176 115H175V110H173L172 108H174ZM206 107H208V106H206ZM242 107H245V108H242ZM250 107V108H249ZM261 107V108H260ZM164 108V109H163ZM169 110H168V109ZM171 108V109H170ZM179 108V109H178ZM258 108V109H257ZM260 108V109H259ZM110 109V108H109ZM116 109V110H115ZM178 109V110H177ZM187 109V112L189 111H191L192 113L191 114H188V115H195V113H196V115H195V117H191L192 118V120H191V118L187 115V112L185 111ZM245 109V111H243ZM248 109H250V111H253V112H250ZM262 109V110H261ZM168 110V111H167ZM171 110H173L172 112H171ZM247 110V111H246ZM166 111L167 112H171V113H173L174 112V115L173 114H171V113H167L166 114ZM194 111V112H193ZM196 111V112H195ZM261 111V112H260ZM239 112H241V113H239ZM243 112V113H242ZM118 113V112H117ZM245 113V114H244ZM260 113V114H259ZM169 114H171L170 116H169ZM184 114V115H183ZM199 114V113H198ZM242 114V115H241ZM248 114V115H247ZM259 114V115H258ZM206 117H204V116ZM208 115V116H207ZM255 115V116H254ZM185 118H184V117ZM188 116V117H187ZM245 116H247L248 117V119H249V121L250 122H247L248 121V119H247V117H245ZM252 116V117H251ZM259 116V117H258ZM184 119H183V118ZM197 117V118H196ZM201 117H204L203 119L201 118ZM243 117V118H242ZM245 117V118H244ZM250 117V118H249ZM200 118V119H199ZM211 119V121L212 122H210V119ZM242 118V119H241ZM254 118H256V121H255V119ZM120 120V123H122V122H124V123H122V124H126L127 123V121H129L128 119L126 120V119H123L122 117L121 118H119ZM189 119V120H188ZM195 119V120H194ZM197 119V120H196ZM199 119V120H198ZM204 119L206 120V121H204ZM247 119V120H246ZM121 120H126V121H122L121 122ZM185 120V121H184ZM190 120H191V123H189L190 122ZM207 120H209V122L207 121ZM180 121H178V124L179 125H181V123H180ZM188 121V122H187ZM263 121V122H262ZM247 122V123H246ZM256 122V123H255ZM129 123V122H128ZM187 123V125H185ZM192 123H196L195 125L194 124H192ZM198 123V124H197ZM205 123L207 124V125H205ZM255 125H254V124ZM184 124V125H183ZM250 124V125H249ZM256 125H257V127H256ZM258 125H260V126H258ZM199 126H197V127H199ZM207 127V130H206V127L205 128H203V127ZM243 126H245V128L243 127ZM253 126H255V127H253ZM190 127V128H191ZM251 127H253V128H251ZM261 127V129L260 130H262V131H260L261 132V134H260V132H259V128ZM263 127V128H262ZM185 128V127H184ZM203 128V129H202ZM255 128V129H254ZM257 128V129H256ZM210 129H211V127H210ZM228 129V130H227ZM237 129V130H236ZM240 130V132L241 131H244V132H239V130ZM254 129V130H253ZM231 132H230V131ZM257 130V131H256ZM221 132H223V133H221L223 136H224V134H225V131H223V129L222 130H220ZM238 131V132H237ZM258 132V133H256V132ZM127 132H129L128 130L125 132V133H127ZM140 132V131H139ZM209 132V133H208ZM218 132V131H217ZM251 132V133H250ZM237 133H239V134H237ZM205 134V135H206ZM218 134V133H217ZM250 134V135H249ZM254 134H255V136L257 135L258 137H255L254 136ZM260 134V135H259ZM207 135L204 137V138H206L207 137ZM225 135H227V134H225ZM210 136V137H211ZM240 136H242V135H240ZM206 138V139H208L209 141H210V143L211 142H213L212 141V138ZM225 137V136H224ZM243 137V136H242ZM261 137H263L262 139H261V142L259 141L260 140V138ZM231 137H229V139H230ZM253 138V139H252ZM258 138V139H257ZM138 139V138H137ZM232 139V138H231ZM230 139V140H231ZM245 139V140H246ZM257 141H256V140ZM260 142V143H259ZM143 143V142H142ZM239 144V145H242V144ZM223 144V143H222ZM258 144H259V146H258ZM256 145V146H255ZM220 147L222 148V145L220 144ZM243 147V148H242ZM221 148H219V149H221ZM262 148V149H261ZM255 149V148H254ZM260 149H261V152H262V155H261V152H260ZM222 150V149H221ZM220 150V152H218V156H221L220 158L222 159V157L224 158V155L222 156V155H220L221 153H222V151ZM241 150H242V153H243V155H241L242 153H241ZM199 153H200V151L199 150H197ZM237 151V152H236ZM138 152V151H137ZM246 152V153H245ZM199 153H195L196 155H194L196 158H197V156H198V158H197V160L195 161L197 164L196 165H194V167H196V168H198V171H200L199 172V175L201 174L202 176H203V178H202V176H199L198 177V180H199V182L196 180V179H194V180H196L198 183H202L203 181V183H202V187H200V189L201 188H203V186H204V188L205 187H207L208 185L207 184H210L211 183V181H212V178H211V175H209V173L208 172H210V171H208V168L207 167H205V164H204V162H206L207 161V163L208 162H210V163H208V166L210 167L211 166V163L213 164V162H211V160H209V157H208V160H207V157H202V155L201 154H199ZM138 154H140V152H138ZM248 154V155H247ZM188 155H190V154H187L186 156H188ZM199 155H201V156H199ZM206 155L208 156V154L206 153ZM184 157L183 155H182V157L181 158H187V157ZM247 156H249V157H247ZM245 157V158H244ZM190 160H192V159H194L195 160V158H193L192 156H190V157H188ZM192 158V159H191ZM199 158H203L202 160H203V163L200 161V160H198ZM182 159V160H183ZM205 159V160H204ZM242 159V160H241ZM185 160V159H184ZM183 160V161H184ZM230 160V159H229ZM229 160L226 162L227 163V165L229 166V164H228V162H229ZM245 160V161H244ZM249 160V161H248ZM251 160V161H250ZM260 160V161H259ZM248 161V162H247ZM201 162V163H200ZM229 162V163H230ZM251 162V163H250ZM253 162V163H252ZM236 163V164H235ZM248 163H249V166H248ZM242 164H243V166H242ZM200 166V167H199ZM203 166L205 167V168H203ZM247 168V170H246V168ZM213 167V166H212ZM235 168V169H234ZM249 168V169H248ZM203 169L205 170L204 172H203ZM229 169V170H228ZM231 169V170H230ZM219 170H222V169H219ZM208 171V172H207ZM207 174H206V173ZM203 173H205L206 174V176H208L206 179H205V174L203 175ZM230 174V175H229ZM234 175H236V176H234ZM205 176V177H204ZM247 176V177H246ZM210 177V178H209ZM227 177V178H226ZM239 177H241L240 179H239ZM243 177H245V179H243ZM255 177V178H254ZM233 178H234V180H233ZM207 179H210L209 181H210V183H209V181L207 180ZM227 180V181H226ZM232 180V181H231ZM191 181H193V180H191ZM206 181V182H205ZM229 181V182H228ZM234 182V183H233ZM240 182V183H239ZM236 183V184H235ZM232 184H234V185H232ZM244 185V186H243ZM228 186V187H227ZM236 188H235V187ZM247 187V188H246ZM198 189L196 190V192L198 193ZM234 193H233V192ZM262 191V192H261ZM200 192V191H199ZM235 192H239L238 193V196H236L237 194H235ZM243 192H244V194H243ZM201 193V192H200ZM233 193V194H232ZM248 195H247V194ZM256 193V194H255ZM251 194V195H250ZM254 194V195H253ZM261 194V195H260ZM243 195L245 196V197H243ZM246 196H247V198H246ZM252 197V198H251ZM253 197H254V199H253ZM235 198V199H236ZM243 198V199H242ZM244 198H246V199H248L249 198V200H246V199H244ZM250 199H251V201H250ZM245 202H244V201ZM252 200H255V201H252ZM251 202V204H254V205H248L249 203ZM257 203L256 205H255V203ZM243 203H245V204H243ZM237 205V206H238ZM181 206V205H180ZM240 206V208H242ZM246 206H247V208H246ZM250 206V207H249ZM185 207L186 206H182L181 208H179V210L181 209L182 211H183V213L185 214V212H186V210H185ZM236 207V206H235ZM250 209H251V211H250ZM249 210V211H248ZM257 214V215H256ZM149 217H151V218H153V217H155V219H152L151 221L152 222H155L156 224H161V223H163L164 221H165V219H167V217H166V215H165V217H163V216H161V214H160V212L158 213L157 211H153V213L152 214H150L149 215ZM259 223H258V222ZM151 222V223H152ZM223 226V225H222ZM227 226H230V225H227V223H226V227ZM258 226V227H257ZM261 226V229H262V231H256V228H259ZM263 226V227H262ZM252 227H254V228H252ZM231 228H234V227H231ZM255 229V232L253 231V230ZM260 228H259V230H261ZM226 230V229H225ZM253 231V232H252ZM247 232V233H246ZM215 237H218V235H220V233L219 232H216L215 231ZM218 234V235H217ZM231 234V237L233 238V237H235V236H237L238 235V232H237V229L236 228H234V231L233 230H230L229 231V233L227 232L226 233V235H230ZM213 235H210V236H207L206 238H211ZM253 236V237H252ZM241 237H242V239H241ZM250 239V240H249ZM242 240V241H241ZM243 241L245 242V243H243ZM249 241V242H248ZM253 242H254V244H253ZM247 244V245H246ZM253 244V245H252ZM255 245V246H254ZM248 246V247H247ZM250 247H253L252 248V251H251V248ZM249 248V249H248ZM251 251V252H254V253H256V251L258 252V250L257 249H259V252L257 253L258 254V256H259V258L261 259H259V258H257L256 256H257V254H255V257H252L251 256V258H250V252L248 251ZM256 249V250H255ZM261 249V250H260ZM263 251V252H262ZM262 252V253H261ZM262 255H261V254ZM249 254V255H248ZM252 255H254L253 253H251ZM261 255V256H260ZM251 259V260H250ZM262 261V262H261ZM257 262V263H256ZM259 264V263H258Z\"/></svg>", "mask_w": 264, "mask_h": 264}]
</instances>
